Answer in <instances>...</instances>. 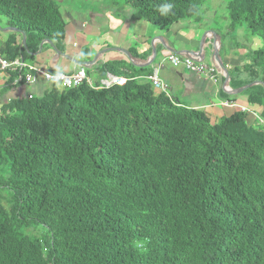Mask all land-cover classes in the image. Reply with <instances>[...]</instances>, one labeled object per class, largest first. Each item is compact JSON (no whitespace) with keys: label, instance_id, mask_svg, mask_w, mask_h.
Here are the masks:
<instances>
[{"label":"trees","instance_id":"trees-1","mask_svg":"<svg viewBox=\"0 0 264 264\" xmlns=\"http://www.w3.org/2000/svg\"><path fill=\"white\" fill-rule=\"evenodd\" d=\"M113 1L167 31L211 0ZM227 12L230 33L263 44L235 70L247 74L237 89L264 84V0H230ZM0 19L26 34V49L15 35L4 45L7 60L31 62L46 42L61 50L57 1L0 0ZM101 73L126 82L54 85L2 108L0 264H264V87L245 92L251 125L156 94L133 66Z\"/></svg>","mask_w":264,"mask_h":264},{"label":"crops","instance_id":"crops-1","mask_svg":"<svg viewBox=\"0 0 264 264\" xmlns=\"http://www.w3.org/2000/svg\"><path fill=\"white\" fill-rule=\"evenodd\" d=\"M212 1V6H203L199 16L176 23L167 31L158 30L146 21L134 20L130 5L116 7L113 0H66L65 4L57 1L66 26L61 50L46 42L40 46L35 59L25 63L52 74H57L58 70L63 74H72L81 69V63L96 60L93 65H87L85 71L87 76L92 75L88 78L92 85L97 87H102L103 83L114 77L101 73L104 64L123 63L148 72L143 76L147 81L157 74L159 80L167 87L166 94L183 107L204 111L213 121L246 109L247 121L254 125L259 119L258 112L256 108L250 107L246 91L238 95L231 93L239 90V82L247 79L246 73L235 76L234 72L250 64L249 55L258 50L259 40L249 38L245 29L230 33L227 4L222 1L216 4L217 0ZM0 28L7 30L10 27L4 19H0ZM212 32L217 34L221 44L215 59L213 46L217 38ZM12 35H15L17 43L22 46L21 34L3 31L0 32L1 51ZM241 36L251 41L240 45L238 38ZM202 39L204 45L201 46ZM233 41H238L235 42L236 47H233ZM125 51L131 58L123 53ZM201 52L204 64L212 65L215 60L218 67L227 71V84L222 75L214 83L183 68H174L168 61L173 55H190L198 60L201 58ZM11 74L0 70V113L7 104L39 98L54 86L45 82L42 77H38L35 83L30 85L20 84L17 77L11 81ZM143 78L141 80H144ZM118 79L126 81L123 77ZM155 93L162 92L155 90ZM224 103L233 106H226Z\"/></svg>","mask_w":264,"mask_h":264},{"label":"built area","instance_id":"built-area-1","mask_svg":"<svg viewBox=\"0 0 264 264\" xmlns=\"http://www.w3.org/2000/svg\"><path fill=\"white\" fill-rule=\"evenodd\" d=\"M171 66L174 68H183L189 73H192L196 76L205 77L211 82L216 83L218 77L221 74L213 65H206L201 62L193 61L186 57H180L173 55L168 59ZM0 70L3 72H13L17 74V80L19 83L24 82L27 85L35 83L38 77H42L45 82L57 85L62 87V89L70 90L81 86L84 83L92 86L91 81L89 80L85 69L81 68L72 74H63L60 73V78L58 80H53V77H56L57 74H52L49 72L42 71L35 68L32 65H27L22 59H16L14 61L7 60L2 51L0 50ZM28 72V74L26 73ZM153 88L159 90L160 92L166 93L167 87L159 80L157 74L152 75L149 78ZM125 80L111 77L109 81L103 83L102 87H111L113 85L123 86ZM226 106L232 107V104L224 103ZM240 112L247 113L246 109H242ZM262 124V122L260 121Z\"/></svg>","mask_w":264,"mask_h":264},{"label":"water","instance_id":"water-1","mask_svg":"<svg viewBox=\"0 0 264 264\" xmlns=\"http://www.w3.org/2000/svg\"><path fill=\"white\" fill-rule=\"evenodd\" d=\"M3 31H12V32H16V33H19V34H21L22 35V37H23V42H22V46H23V48L24 49H26L27 47H26V34L24 33V32H22V31H20V30H18V29H14V28H9V29H7V30H5V29H1L0 28V32H3ZM213 33V32H212ZM213 35H214V37L215 38H217V41H215V43H214V59L218 56V54H219V51H220V47H221V44H220V39H219V37L217 36V34H215V33H213ZM214 38V40H216ZM48 44H52V43H50V42H47ZM202 44L204 45V39H202L201 40V46H202ZM201 51V50H200ZM128 58H131V56L125 51V52H123ZM173 53H175V52H173ZM176 54V53H175ZM184 57H186V58H189V59H191V60H193V61H197V62H201V63H203L204 62V56H203V54H202V52L200 53V59H198V60H196V59H194L192 56H190V55H187V56H184ZM96 62V60H94V62H91V63H81L80 64V67L81 68H88V66L87 65H89V64H94ZM212 65L218 70V72L222 75V77L224 78V80H225V82H226V84L228 83V81H229V75H228V73H227V71L223 68V67H218L217 65H216V63H215V60H213L212 61ZM135 66H137V67H141L140 65H136L135 64ZM105 74H103V76H104ZM256 86H262V87H264V84L263 83H260V82H256V83H253V84H249V85H246V86H244V87H242L241 89H239V90H237V91H235L234 93H231V94H233V95H238V94H241L242 92H244V91H247V90H249V89H251V88H253V87H256Z\"/></svg>","mask_w":264,"mask_h":264},{"label":"rangeland","instance_id":"rangeland-1","mask_svg":"<svg viewBox=\"0 0 264 264\" xmlns=\"http://www.w3.org/2000/svg\"><path fill=\"white\" fill-rule=\"evenodd\" d=\"M58 2H61V3H63L64 2V4H65V2H66V0H57ZM68 2H73V1H75L76 2V0H67ZM220 1H222V2H225V4H227V3H229V1L230 0H217L216 1V4H218ZM212 4H213V1L211 0V1H209V2H207V3H205V6H208V5H210V6H212ZM239 39V40H238ZM237 40L239 41V43H240V45H242L243 43H245V44H247L246 42H250L251 41V39H249L248 38V40H246L243 36H241V37H239ZM259 41V44L260 45H258V48L257 49H260L262 46H263V44H262V42H261V40L260 39H258ZM238 41H233V47H236V43L235 42H238ZM91 74H90V76H88V77H90L91 78ZM60 89H62V87H59ZM40 97V96H39ZM42 97V96H41Z\"/></svg>","mask_w":264,"mask_h":264},{"label":"clouds","instance_id":"clouds-1","mask_svg":"<svg viewBox=\"0 0 264 264\" xmlns=\"http://www.w3.org/2000/svg\"><path fill=\"white\" fill-rule=\"evenodd\" d=\"M171 5L170 4H166V5H164L161 9H160V12H161V14L162 15H167L168 13H169V11H170V9H171ZM60 72H59V70H58V72H57V76L56 77H53V80H58L59 78H60ZM137 246L138 247H143V244H137Z\"/></svg>","mask_w":264,"mask_h":264}]
</instances>
